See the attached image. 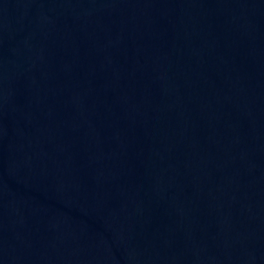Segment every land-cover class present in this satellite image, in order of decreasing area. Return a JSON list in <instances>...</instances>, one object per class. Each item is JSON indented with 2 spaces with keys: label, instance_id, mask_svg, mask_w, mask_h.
Instances as JSON below:
<instances>
[{
  "label": "water",
  "instance_id": "95a60500",
  "mask_svg": "<svg viewBox=\"0 0 264 264\" xmlns=\"http://www.w3.org/2000/svg\"><path fill=\"white\" fill-rule=\"evenodd\" d=\"M0 264H264V0H0Z\"/></svg>",
  "mask_w": 264,
  "mask_h": 264
}]
</instances>
